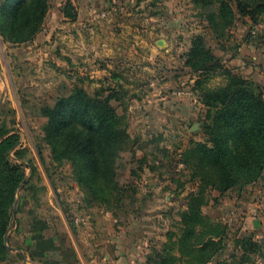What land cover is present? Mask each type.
<instances>
[{
    "label": "rangeland",
    "instance_id": "obj_1",
    "mask_svg": "<svg viewBox=\"0 0 264 264\" xmlns=\"http://www.w3.org/2000/svg\"><path fill=\"white\" fill-rule=\"evenodd\" d=\"M167 1V20L171 23L167 41H172L173 47L170 61L161 64L160 70L168 67L171 74L160 84H171L159 95L151 94L148 71L141 70L146 64L129 65L123 71L128 75L120 78L126 86L123 90L112 87L117 78L110 77V83L101 79L98 66L70 68L63 61L52 60L49 41L38 43L45 46L39 56L20 47L25 44L1 42L5 50L0 52V128L14 131L25 152L22 160L16 161L23 167L24 179L9 209L6 230L7 245L12 250L0 264H85L93 254L83 252L99 244L110 247L115 244L114 234L123 233L135 236L131 244L125 242L137 249L133 264H264V170L255 183L240 191L219 193L206 188L199 194L202 215L226 227V236L209 261L200 245L187 249L179 243L190 198L200 189L199 178L184 164L183 153L204 141L202 128L208 123L207 109L199 101L200 90L195 84L202 78V88L215 89L226 81L220 74L202 77L200 70L186 63L187 54L200 37V44L205 49L210 47L220 65L232 73L226 67L228 59L240 58L238 49L243 48L245 69L242 75H235L257 83L264 96V30L252 36L251 20L236 12L235 0H226L236 13L234 22L225 29L224 37H216L207 18L214 14L218 23L217 4L200 7L195 0ZM54 6L55 0H49L38 34ZM61 10L68 22L75 21L77 14L71 2H65ZM69 13L76 15L71 19L65 16ZM115 13L116 6L111 4L97 17L107 19ZM176 41L184 46H176ZM157 46L164 48V40ZM73 84L91 94L101 90L102 96L109 93L108 88L118 92L111 104L123 117L129 139L116 161V181L126 193L122 205L112 212L86 199L70 166L54 162L42 140L41 127L46 122L43 108L52 107ZM165 101L169 104H163ZM194 124H198L197 130L191 132ZM180 248L186 251L184 256Z\"/></svg>",
    "mask_w": 264,
    "mask_h": 264
},
{
    "label": "trees",
    "instance_id": "obj_2",
    "mask_svg": "<svg viewBox=\"0 0 264 264\" xmlns=\"http://www.w3.org/2000/svg\"><path fill=\"white\" fill-rule=\"evenodd\" d=\"M195 5L217 4L218 23L208 14L210 28L216 37H224L225 29L233 25L235 11L226 0H195ZM49 0H0V38L8 44H27L40 32ZM236 12L248 17L252 24L264 18V0H235ZM65 16L74 18V14ZM187 54L186 63L195 70L220 74L225 84L215 89L202 88L204 80L195 84L200 90V103L207 109L208 123L202 128L204 141L197 142L183 153L187 167L199 178V193L191 196L184 215V230L179 241L188 249L201 246L209 261L219 250L226 236V227L205 218L198 197L204 189L219 193L240 191L255 183L264 170V96L261 87L250 79L232 74L220 65L209 47L205 49L197 37ZM118 92L101 90L89 93L77 84L59 97L52 107H45L46 118L41 127L42 140L49 147L51 158L70 166L75 182L91 199L109 208L119 207L124 198L123 188L116 181V161L129 136L123 117L111 104ZM16 149V150H15ZM24 149L14 131L0 128V261L9 249L3 245L9 209L16 191L24 179V170L16 163L22 160ZM12 153V156H11ZM37 153L41 155L40 148ZM196 204V205H194ZM192 239V242H190ZM217 241H214V240ZM182 256L185 250L179 249Z\"/></svg>",
    "mask_w": 264,
    "mask_h": 264
},
{
    "label": "crops",
    "instance_id": "obj_3",
    "mask_svg": "<svg viewBox=\"0 0 264 264\" xmlns=\"http://www.w3.org/2000/svg\"><path fill=\"white\" fill-rule=\"evenodd\" d=\"M67 1L74 6L77 14L75 21L68 22L62 13L61 8ZM111 4L116 6V13L107 19H99L97 13ZM169 13L167 0H55V6L49 9L42 33L20 47L39 56L45 46L38 43L49 41L52 60L63 61L70 68L98 66L96 72L101 79H107L110 83L111 78H117L112 87H121L123 90L126 86L120 81L128 76L123 71L129 69V65L146 64L141 66V70L148 71L147 81L151 94L159 95L166 93L162 91L171 84H160L161 81L166 83L171 74L167 71L168 67L165 68L167 72L164 68L160 70V65L169 62L172 56L170 52L173 42L167 41V32L171 30V23L167 20ZM175 14L181 16L179 12ZM159 40H164V48L157 46ZM174 43L176 46H184L177 41ZM7 51L10 53L11 50ZM238 52V59L225 58H229L226 67H230L232 73L240 75L245 69L241 60L243 48H239ZM225 54L227 53L222 55ZM178 57H182V54ZM74 63L76 66H73ZM133 68L136 66L131 69ZM40 80L43 82V79ZM46 81L48 80L44 79ZM166 103L169 104L163 102ZM113 238L115 244L110 247L99 244L97 248H89L83 252V255L93 254L87 257L85 264H133L138 255L137 249L126 246L125 242L129 241L131 244L135 236L123 233L114 234Z\"/></svg>",
    "mask_w": 264,
    "mask_h": 264
},
{
    "label": "built area",
    "instance_id": "obj_4",
    "mask_svg": "<svg viewBox=\"0 0 264 264\" xmlns=\"http://www.w3.org/2000/svg\"><path fill=\"white\" fill-rule=\"evenodd\" d=\"M263 30H264V22L259 21V22L255 23V24H252L250 33H251L252 36H255V35L261 33V31H263ZM1 42H2V40L0 38V45H1L0 52L3 53V51L5 49H3V47H2L3 43H1Z\"/></svg>",
    "mask_w": 264,
    "mask_h": 264
},
{
    "label": "water",
    "instance_id": "obj_5",
    "mask_svg": "<svg viewBox=\"0 0 264 264\" xmlns=\"http://www.w3.org/2000/svg\"><path fill=\"white\" fill-rule=\"evenodd\" d=\"M197 126H198V124H194V125L192 126V128H191V132L196 131V130H197ZM13 215H14V212H13ZM7 232H8V231H6L5 234H4V236H3V245H4L6 248L12 250V248L9 247V246L7 245Z\"/></svg>",
    "mask_w": 264,
    "mask_h": 264
}]
</instances>
